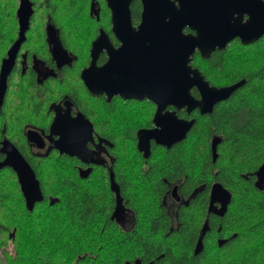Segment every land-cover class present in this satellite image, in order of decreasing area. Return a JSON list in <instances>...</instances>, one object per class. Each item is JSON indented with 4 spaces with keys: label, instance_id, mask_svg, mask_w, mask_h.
Segmentation results:
<instances>
[{
    "label": "flooded vegetation",
    "instance_id": "obj_1",
    "mask_svg": "<svg viewBox=\"0 0 264 264\" xmlns=\"http://www.w3.org/2000/svg\"><path fill=\"white\" fill-rule=\"evenodd\" d=\"M30 3L28 26L21 35L22 41L15 46L21 30L18 0L16 31L8 36L4 55L0 58V73L3 62L9 60L6 63L9 74L0 108L5 103L15 109L25 106L30 110V120L17 127L12 135L5 134L3 130L0 161L5 158L1 151L2 141L7 139L30 166L31 162L39 163L44 156L58 155L68 161L60 164L64 169L76 170L80 177L86 179L87 193L91 194L96 185L108 187L109 193L103 192L112 199L107 205L109 211L96 214L103 217V220H96L98 223L102 221L103 231L113 234L159 233L165 230L158 227L154 232L151 227L153 221L166 216L168 231L171 232L180 227L186 214L197 224L195 248L204 226L207 228L202 250L205 235L213 227L219 232L223 222L230 225L232 231L223 238H216V243L220 247L228 244L236 236L230 223L240 213L237 210L242 207L245 188H240L243 183L237 185L235 181L231 187L217 179H211L209 186L203 183V161L208 150H203L202 136L193 129L203 116L210 115L222 102L230 101L234 92L215 104L212 112L203 114L199 107L189 108L183 102L178 106L170 103L166 87L159 86L157 91H153L157 87L154 84L153 90L146 89L144 83L138 85V80L145 78L142 74L136 76L138 88L135 90L131 76L123 74L125 61L121 57L117 61V69H112L114 73L109 75L111 70L105 67L112 50H119L123 45L114 30L112 10L106 0L105 5L94 0L89 3L86 0H30ZM130 10L131 27L137 31L142 21L143 5L139 18L133 16L132 3ZM183 32L195 34L189 27ZM98 38L99 43L95 45ZM211 55L203 58L196 50L189 64L193 70L199 71L210 87L222 88L236 83L227 82L229 75L225 78L223 73L207 66ZM88 69L89 74L100 70L99 81L114 79L115 87L108 88V83H103L104 88L100 87L99 93H92L86 82ZM123 81H126L125 88H122ZM201 88L202 84H194L190 88V96L196 102L202 99ZM186 123H190L189 128L185 136H181ZM159 131L167 132L163 137L171 138L173 135L180 140L171 145L158 143L154 137ZM222 141L223 136L215 135L210 139L209 151L213 162L218 157ZM262 142H259V155L249 158L248 164L239 165L245 170L240 174V181H250L255 188L261 189L264 188ZM177 145L181 146L186 174L169 180L170 150ZM83 146L89 152L87 161L65 152L66 149L79 151ZM187 177L196 182V187L188 192L183 187ZM218 186L226 191V195L220 196L217 192L212 204L214 210L209 211L212 192L218 190ZM202 191L205 197L200 199ZM193 199H197V210L194 213L181 212ZM105 216L109 217L107 225ZM88 222L86 220L89 225Z\"/></svg>",
    "mask_w": 264,
    "mask_h": 264
},
{
    "label": "trees",
    "instance_id": "obj_2",
    "mask_svg": "<svg viewBox=\"0 0 264 264\" xmlns=\"http://www.w3.org/2000/svg\"><path fill=\"white\" fill-rule=\"evenodd\" d=\"M94 1L105 5V0ZM17 7L18 0H0V58L4 55L8 36L16 31ZM141 8V0L132 1L135 19L140 17ZM208 62L207 66L215 68L216 72L230 76L227 82L246 81L234 91L230 101L222 102L210 115L203 116L193 129L202 136L203 150H208L203 161V183L209 186L211 179H217L231 187L235 181L237 185L243 183L240 188H245L242 207L237 210L240 213L229 222L236 236L228 244L220 247L216 243V238L231 234V226L223 222L219 232L213 227L205 235L204 249L195 254L197 224L186 214L180 227L171 232L166 216L153 221L154 232L158 227L165 230L159 233L103 231L102 221L97 222L103 217L96 214L109 211L107 205L111 197L103 192L109 193L108 187L96 185L91 194L87 193L86 179L76 170L64 169L60 164L68 162L65 158L50 154L39 163L31 162L44 195L32 211L26 207L14 170L0 168L3 264H125L135 260L142 264H264V188H255L250 181L241 182L240 174L245 170L239 166L259 155V142L263 141L264 148V38L249 45L235 39L225 50L212 53ZM29 120L30 110L25 106L15 109L5 103L0 108V139L3 130L12 135ZM215 135L223 136V141L213 162L209 142ZM170 155L167 177L173 180L186 174L181 146L173 147ZM183 187L188 192L196 187V182L187 177ZM199 197L203 199L205 192ZM196 203L197 199H193L181 212L194 213ZM246 219L250 221L241 222ZM105 222L109 223L108 216Z\"/></svg>",
    "mask_w": 264,
    "mask_h": 264
},
{
    "label": "water",
    "instance_id": "obj_3",
    "mask_svg": "<svg viewBox=\"0 0 264 264\" xmlns=\"http://www.w3.org/2000/svg\"><path fill=\"white\" fill-rule=\"evenodd\" d=\"M106 2L112 10L116 35L123 42L119 50H112L110 54V61L105 66L111 70L109 75L114 73L112 69H117V61L121 57L125 61L123 74L131 76L135 90L141 83L145 84L146 89L153 90V84L157 86L153 91H157L159 86L166 87L165 91H168L167 97L171 99L170 103L178 106V103L183 102L189 108L199 107L203 114L212 112L215 104L227 99L244 85L245 80H240L228 87H210L199 71L193 70L189 64L193 53L198 50L203 58H207L216 50H225L235 38H239L242 44L249 45L264 36V0H141L142 21L137 31L131 27L132 0H106ZM30 13V0H20L17 15L21 30L20 38L15 46L22 41L21 35L28 26ZM186 27L195 31V34H185L183 29ZM99 40L100 38L95 41V45L99 43ZM8 61L3 62L0 73V105H2L6 78L9 74L6 66ZM140 69L142 72H138ZM87 73L86 82L92 93H99L100 87L104 88L103 83H108V88L115 87L114 79L110 78L109 82L107 79L99 81L100 70L96 74H89L88 69ZM138 74L144 75L145 78L138 80L137 85ZM125 83L126 81L122 82V88H125ZM168 83H170L169 87ZM194 84H202V99L199 102L194 101L190 96V88ZM186 124L182 128L181 136H185L189 128L190 123ZM166 133V131H159L154 138L158 143L167 142V145L180 140L173 135L171 138L163 137ZM1 151L5 158L0 161V168L10 167L14 170L26 207L32 211L36 203L44 199L35 171L7 139L2 141ZM65 152L83 161H87L89 153L84 146L79 151L71 152L66 149ZM113 184L112 181V188H114ZM217 192L220 196L226 195V191L221 186H218V190H213L209 211L214 210L212 204L216 200ZM117 201L120 203L119 193H117ZM206 228L204 226L202 229L195 254L202 251V239ZM125 264L142 263L136 260L134 263L126 262Z\"/></svg>",
    "mask_w": 264,
    "mask_h": 264
},
{
    "label": "rangeland",
    "instance_id": "obj_4",
    "mask_svg": "<svg viewBox=\"0 0 264 264\" xmlns=\"http://www.w3.org/2000/svg\"><path fill=\"white\" fill-rule=\"evenodd\" d=\"M93 189H94V188H93ZM10 250L13 251L11 247H10ZM1 263L3 264V254H2V252L0 251V264H1Z\"/></svg>",
    "mask_w": 264,
    "mask_h": 264
},
{
    "label": "bare ground",
    "instance_id": "obj_5",
    "mask_svg": "<svg viewBox=\"0 0 264 264\" xmlns=\"http://www.w3.org/2000/svg\"><path fill=\"white\" fill-rule=\"evenodd\" d=\"M243 80V79H242ZM245 80V79H244ZM246 82V81H245Z\"/></svg>",
    "mask_w": 264,
    "mask_h": 264
}]
</instances>
